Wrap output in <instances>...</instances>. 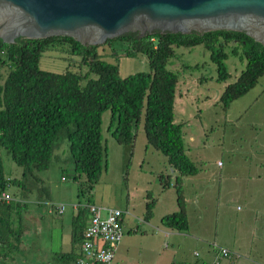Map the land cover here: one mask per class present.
Returning a JSON list of instances; mask_svg holds the SVG:
<instances>
[{
	"label": "rangeland",
	"instance_id": "obj_1",
	"mask_svg": "<svg viewBox=\"0 0 264 264\" xmlns=\"http://www.w3.org/2000/svg\"><path fill=\"white\" fill-rule=\"evenodd\" d=\"M126 47L116 41L111 46L101 45L98 53L101 59L118 65L121 78L149 72L147 57L141 53L127 57L122 51ZM77 60L59 51H46L40 68L86 71V66L79 69ZM224 64L227 75L220 78L217 64L203 46L176 47L166 64L177 77L173 121L181 124L185 154L197 170L183 179L189 219L183 236L166 238L159 232L167 231L161 217L179 210L173 187L177 172L166 156L148 145L143 113L133 143L124 145L112 134L116 120L111 121V111L103 112L106 163L91 190L85 175L76 177L66 139L54 143L46 170L26 177L24 168L0 148L4 175L16 181L8 187V194L22 202L23 209H53L51 238L56 244L61 232L56 228H70L74 206L94 204L124 211L123 233L128 235L130 229L131 239L128 246L115 252L113 264H232L234 259V264H264V74L247 94L225 102L226 87L237 81L246 61L228 56ZM165 180L170 185L163 188ZM193 196L198 198L196 206L192 205ZM150 201H154L152 217L145 220ZM61 205L62 214L57 210ZM33 236L36 240L37 235ZM214 245L229 250V256L217 259Z\"/></svg>",
	"mask_w": 264,
	"mask_h": 264
},
{
	"label": "trees",
	"instance_id": "obj_2",
	"mask_svg": "<svg viewBox=\"0 0 264 264\" xmlns=\"http://www.w3.org/2000/svg\"><path fill=\"white\" fill-rule=\"evenodd\" d=\"M116 41L127 44L122 49L127 57L145 55L150 71L121 78L117 64L100 58V46H84L70 37L18 38L13 44H5L0 39V148L17 166L24 168L26 177L27 174L32 176L34 171L46 170L54 143L66 139L76 177L85 175L87 189L91 190L106 163L101 134L103 112L111 111V121L116 120L112 134L124 145L133 143L143 113L148 145L166 156L171 169L177 172L173 187L179 210L161 217L160 222L165 228L187 231L182 178L197 170L185 154L181 124L173 121L177 77L166 69V64L174 56L176 47L203 46L217 64L220 78H224L227 75L224 61L228 56L244 58V70L223 94L225 102H232L254 88L264 74V46L243 32L224 30L203 35L156 31L145 37L130 32L108 40L105 45L111 46ZM46 51H59L78 58L79 69L86 66L87 70H43L40 59ZM163 179L166 178L161 176ZM15 182L4 175L0 154V195L8 193V187ZM168 185L165 180L163 188ZM22 193L26 196V192ZM88 205L77 206L72 221L71 252L57 255L62 260L77 261L90 217ZM153 205L154 201L146 204L145 220L151 219ZM22 210L20 201H0V264H16Z\"/></svg>",
	"mask_w": 264,
	"mask_h": 264
},
{
	"label": "water",
	"instance_id": "obj_3",
	"mask_svg": "<svg viewBox=\"0 0 264 264\" xmlns=\"http://www.w3.org/2000/svg\"><path fill=\"white\" fill-rule=\"evenodd\" d=\"M243 32L264 46V0H0V39L70 37L101 46L126 33L139 37Z\"/></svg>",
	"mask_w": 264,
	"mask_h": 264
},
{
	"label": "crops",
	"instance_id": "obj_4",
	"mask_svg": "<svg viewBox=\"0 0 264 264\" xmlns=\"http://www.w3.org/2000/svg\"><path fill=\"white\" fill-rule=\"evenodd\" d=\"M184 177L182 178V187L184 186V183H183ZM183 196H184V203H185L186 201H185L184 193H183ZM197 202H198V198L196 196H193L192 205L196 206ZM74 208H76V214H77L78 207L74 206ZM185 209H186V203H185ZM53 212H54L53 209H44V210L42 209H23L22 210V212L20 213L21 220H22L21 221L22 234L20 238L21 242L18 244L17 250L15 252V257H14L16 264H76L75 262H71L70 260H67V258L62 260V258H59L57 256V255H60L61 253L68 254L71 252L70 237H71L72 224L70 228H67V230H64L62 227L56 228L59 231L61 230L58 244H56L55 240L51 238V232L54 229L53 228L54 224L51 219ZM76 214L72 216V221H73V218L76 216ZM32 218H35V221ZM124 218H125V215L122 218V227L124 225ZM187 218H188V214H187ZM28 222H30V224L33 225L32 230ZM188 223H189V219H188ZM146 225L153 227L151 226L152 224H150L149 222H146ZM133 230L134 229H132V231ZM166 230L167 231H159L166 238L168 237L174 238L176 236L177 237L183 236V232L174 231L168 228H166ZM126 232L128 235L125 236V234H123L122 240L120 244L118 245L116 252L117 251L119 252V250L121 251V248H123V246L129 245V240L131 239V236L129 235L130 229L129 230L127 229ZM32 234L37 235L36 240L34 239V236L32 237ZM155 238L156 237L153 236V239ZM51 242H53V244H51ZM124 250L125 249H122V251ZM115 258H116V253H115L113 260H115ZM118 261H121L120 257L118 258ZM235 262H236V259L233 260L232 264H234ZM111 264H113V261Z\"/></svg>",
	"mask_w": 264,
	"mask_h": 264
},
{
	"label": "built area",
	"instance_id": "obj_5",
	"mask_svg": "<svg viewBox=\"0 0 264 264\" xmlns=\"http://www.w3.org/2000/svg\"><path fill=\"white\" fill-rule=\"evenodd\" d=\"M62 179L64 178L62 177ZM0 201L17 202L6 192L1 193ZM87 208L90 217L83 233L81 250L76 264H111L124 234L122 218L125 212L95 205H88ZM57 210L61 214L64 211V206H59ZM214 246L218 248L217 259L229 256L228 250Z\"/></svg>",
	"mask_w": 264,
	"mask_h": 264
}]
</instances>
